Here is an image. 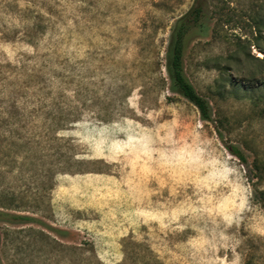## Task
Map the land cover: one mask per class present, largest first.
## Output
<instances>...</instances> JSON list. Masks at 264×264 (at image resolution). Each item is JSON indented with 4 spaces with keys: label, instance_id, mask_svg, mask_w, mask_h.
Wrapping results in <instances>:
<instances>
[{
    "label": "rangeland",
    "instance_id": "rangeland-1",
    "mask_svg": "<svg viewBox=\"0 0 264 264\" xmlns=\"http://www.w3.org/2000/svg\"><path fill=\"white\" fill-rule=\"evenodd\" d=\"M194 3L0 0L2 264H264V0H207L212 121Z\"/></svg>",
    "mask_w": 264,
    "mask_h": 264
},
{
    "label": "trees",
    "instance_id": "trees-1",
    "mask_svg": "<svg viewBox=\"0 0 264 264\" xmlns=\"http://www.w3.org/2000/svg\"><path fill=\"white\" fill-rule=\"evenodd\" d=\"M207 7V0H195L192 8L176 20L167 49L166 70L171 80V92L185 97L194 104L199 109L204 121H212V107L190 82L185 67V57L192 38L199 33L208 34L209 13ZM240 158L244 159L241 155ZM0 264H2L1 259Z\"/></svg>",
    "mask_w": 264,
    "mask_h": 264
}]
</instances>
